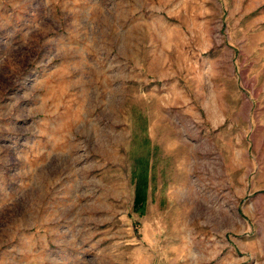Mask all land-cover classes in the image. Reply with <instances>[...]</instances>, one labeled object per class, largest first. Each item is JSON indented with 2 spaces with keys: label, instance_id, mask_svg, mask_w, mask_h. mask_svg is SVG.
<instances>
[{
  "label": "rangeland",
  "instance_id": "rangeland-1",
  "mask_svg": "<svg viewBox=\"0 0 264 264\" xmlns=\"http://www.w3.org/2000/svg\"><path fill=\"white\" fill-rule=\"evenodd\" d=\"M0 264H264V0H0Z\"/></svg>",
  "mask_w": 264,
  "mask_h": 264
}]
</instances>
